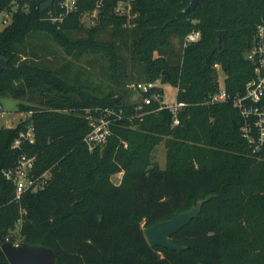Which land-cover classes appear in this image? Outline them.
<instances>
[{"label": "trees", "instance_id": "obj_1", "mask_svg": "<svg viewBox=\"0 0 264 264\" xmlns=\"http://www.w3.org/2000/svg\"><path fill=\"white\" fill-rule=\"evenodd\" d=\"M94 1L79 0L60 23L38 7L15 11L0 29V97L10 95L29 112L0 126V244L48 246L55 264H264V145L248 147L230 99L207 101L218 88L216 66L229 96L252 77L244 51L264 23V0H197L187 11L190 0H131L122 14L114 11L116 0H103L94 23L85 25L82 12ZM192 30L200 38L183 45ZM217 30L220 46L213 49ZM41 35L57 48L28 47ZM124 48L140 65L137 74L127 71ZM82 56L104 81L91 83L90 71L72 60ZM156 78L177 88L176 124L156 101L137 107L128 97L130 81ZM33 94L36 105L23 103ZM96 108L120 116L107 140L90 150L85 109L98 115ZM29 125L31 141L21 135ZM161 140L164 167L151 160ZM21 155L33 156L31 176L45 174L15 200L2 171ZM198 199V215L169 235L184 248L148 243L144 227ZM0 264H10L1 248Z\"/></svg>", "mask_w": 264, "mask_h": 264}, {"label": "built area", "instance_id": "obj_2", "mask_svg": "<svg viewBox=\"0 0 264 264\" xmlns=\"http://www.w3.org/2000/svg\"><path fill=\"white\" fill-rule=\"evenodd\" d=\"M48 0H7L6 4L0 10V21L3 25L10 22L12 14L15 11H28L38 7ZM50 5L43 10L45 18L55 23H60L68 14L75 11L78 7L79 0H50ZM131 0H116L114 11L116 13H128ZM103 0H95L94 6L90 10L82 12L81 19L84 15L90 17L91 24L97 16V12L102 5ZM90 24V25H91ZM200 38L199 30H192L185 34L183 45L196 41ZM244 58L253 65V75L249 78L241 91L229 96L223 83V77L218 81V88L212 94H209L207 101L210 103L230 99L231 104L236 108L239 123L238 130L241 137L245 140L248 147L257 152L264 145V23L256 26L254 37L250 46L244 51ZM135 91L139 93V103L137 107L149 104L153 101L158 103V108L166 107L172 113V124L178 122L177 112L182 105L176 99L173 103H168L163 97L162 82L159 78L154 80H138L132 83ZM152 88L155 90L152 91ZM177 91V88H176ZM175 91V93H176ZM90 109H85V116L88 121L89 130L84 134L83 140L90 150L102 145L111 133V123L115 117L120 115L112 108H96L95 113ZM237 125V124H236ZM21 135L28 140H32V128L29 125ZM15 140L14 144H17ZM33 156L21 155L16 164L4 169L3 175L10 179L14 184L15 200H18L21 194L29 187L36 188L41 184L39 178H34L30 174L33 166Z\"/></svg>", "mask_w": 264, "mask_h": 264}, {"label": "water", "instance_id": "obj_3", "mask_svg": "<svg viewBox=\"0 0 264 264\" xmlns=\"http://www.w3.org/2000/svg\"><path fill=\"white\" fill-rule=\"evenodd\" d=\"M50 0L43 2L40 5V10L50 5ZM197 0H190L184 7V11L194 8ZM222 30H217L216 37L213 43V49H218L220 46V37ZM5 65L4 57L0 56V70ZM27 116V115H26ZM232 125L236 126L234 119L231 120ZM203 199H198L195 204L189 208L173 213L169 218L154 222L143 228V233L151 245H161L170 249L180 250L183 245L170 241L169 235L180 227L185 225L192 217L198 215ZM0 248L10 264H55V253L52 248L28 242L14 243L10 240H5L0 244Z\"/></svg>", "mask_w": 264, "mask_h": 264}, {"label": "rangeland", "instance_id": "obj_4", "mask_svg": "<svg viewBox=\"0 0 264 264\" xmlns=\"http://www.w3.org/2000/svg\"><path fill=\"white\" fill-rule=\"evenodd\" d=\"M1 19V16H0ZM85 25H90V17L88 15H84L81 19ZM4 25L0 21V29ZM31 42L28 43V47L34 48L36 50H40V46L37 44H45L54 48L56 47V44H54L48 37L41 35L34 37L30 40ZM172 45L175 48L174 50L180 51V41L177 38L172 39ZM123 53L125 55V63L127 67L128 72H134L138 73L140 70V65L134 61L129 54V51L127 48H124ZM90 59L89 56H82L78 60L72 59L74 63L79 66V68H87L90 71V80L91 83H95L94 81L97 82V78H101L102 81L103 78L101 77L100 74L93 75L95 70L97 69V65L95 64L94 66L92 60H87ZM74 69V66L72 67ZM217 69V80L220 81L223 77V73L221 69L216 66ZM161 81V80H160ZM162 91H163V99L167 101L168 103H173L175 101V91L176 87L172 85L169 82H162ZM128 90V97L130 99H136L139 100V93L135 91V89L132 86V81L128 83V86L125 87ZM32 98H25L23 99V103L25 104H30V105H36V99L38 98V95L33 94L31 95ZM37 97V98H36ZM19 100L14 99L10 95H5L0 97V126H14L19 120L27 117L26 115L29 114V112H24V111H19L17 108V102ZM151 160L155 163H157L160 167H164L165 165V147L163 144V140H161L158 144H156L152 150H151ZM121 172L114 173L111 178L114 183H117L120 179ZM13 234L17 233V227L12 230ZM17 236V235H16ZM18 240V238L16 239Z\"/></svg>", "mask_w": 264, "mask_h": 264}, {"label": "crops", "instance_id": "obj_5", "mask_svg": "<svg viewBox=\"0 0 264 264\" xmlns=\"http://www.w3.org/2000/svg\"><path fill=\"white\" fill-rule=\"evenodd\" d=\"M121 172V171H120Z\"/></svg>", "mask_w": 264, "mask_h": 264}]
</instances>
